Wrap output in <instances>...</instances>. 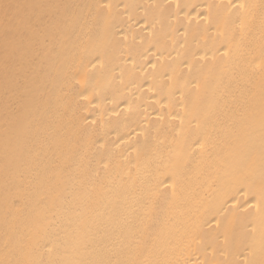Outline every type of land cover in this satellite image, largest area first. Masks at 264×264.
I'll return each mask as SVG.
<instances>
[{
    "label": "bare ground",
    "instance_id": "obj_1",
    "mask_svg": "<svg viewBox=\"0 0 264 264\" xmlns=\"http://www.w3.org/2000/svg\"><path fill=\"white\" fill-rule=\"evenodd\" d=\"M0 264H264V0H0Z\"/></svg>",
    "mask_w": 264,
    "mask_h": 264
}]
</instances>
